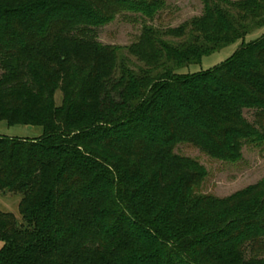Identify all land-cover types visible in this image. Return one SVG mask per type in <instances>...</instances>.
<instances>
[{
  "label": "trees",
  "instance_id": "16d2710c",
  "mask_svg": "<svg viewBox=\"0 0 264 264\" xmlns=\"http://www.w3.org/2000/svg\"><path fill=\"white\" fill-rule=\"evenodd\" d=\"M126 1L147 16L158 8ZM217 1L205 0L194 26L242 15ZM113 17L106 0H0V121L42 129L36 139L0 135V191L21 195L19 214L33 226L21 232L0 210V264H125L126 229L152 238L162 264H264V178L188 208L205 173L173 154L177 138L225 160L242 141H264V34L204 71L131 77L143 87L128 81L106 115L97 30ZM249 30L203 41L190 28L166 60L197 64Z\"/></svg>",
  "mask_w": 264,
  "mask_h": 264
},
{
  "label": "rangeland",
  "instance_id": "374dc122",
  "mask_svg": "<svg viewBox=\"0 0 264 264\" xmlns=\"http://www.w3.org/2000/svg\"><path fill=\"white\" fill-rule=\"evenodd\" d=\"M141 1L149 5L156 2L158 8L154 15L147 16L141 10L131 9L126 0H106L107 4L113 7L114 17L97 30V39L103 48L100 69L101 80L107 90L103 94L106 99L105 104L107 103L106 115L116 112V108H109L110 103L116 104L121 101L122 87L128 81L130 82L128 87L132 85L133 90L143 87L144 80H135V82L131 77L161 76L166 69L168 70L167 67L179 73L204 71L218 66L240 46L264 34V28L260 29L264 24V11L252 9L254 2L264 6V0H247L242 4L241 2L245 0H218L220 5L234 4L242 15H238L237 20L215 22L206 18L200 23L202 26L198 27L194 26V22L204 17L205 0ZM245 27L251 31L249 30L243 38L239 36L238 39L236 37L232 41L229 40L230 42L225 43L226 45H223L219 51L204 56L197 64L177 69L166 60V48L180 47L189 38L190 28L192 37L196 39L202 37L201 40L207 41L219 38L221 35L219 31L225 32V35L238 36L243 33ZM60 100L61 93L57 90L55 101L59 103ZM243 114L253 122V111L244 110ZM41 134L42 129L39 126L10 125L0 121L1 136L36 139ZM173 154L186 166L199 168L205 173L203 180L189 191L188 208H192L193 203L200 198L213 202L256 184L264 178V141H242L237 156L225 160L207 155L183 139L177 138ZM20 199L19 193L0 191V210L12 213L16 217L21 232L31 231L33 226L28 225L19 214ZM146 202L149 207H154L150 200ZM169 221L171 220H167L166 223H169L172 230L180 228L176 223L172 224ZM191 227L184 228L190 230ZM123 237L131 242L120 253L125 264H162L161 253L152 238L132 229H126ZM2 246L3 242L0 241V249Z\"/></svg>",
  "mask_w": 264,
  "mask_h": 264
}]
</instances>
